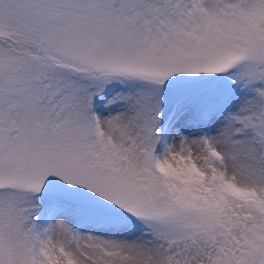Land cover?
<instances>
[{
  "label": "snow or ice",
  "instance_id": "obj_1",
  "mask_svg": "<svg viewBox=\"0 0 264 264\" xmlns=\"http://www.w3.org/2000/svg\"><path fill=\"white\" fill-rule=\"evenodd\" d=\"M0 264H264V0H0Z\"/></svg>",
  "mask_w": 264,
  "mask_h": 264
}]
</instances>
